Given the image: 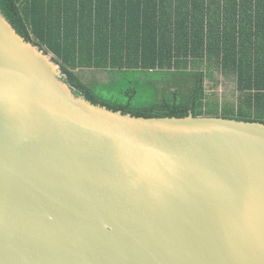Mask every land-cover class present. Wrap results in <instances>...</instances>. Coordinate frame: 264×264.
Masks as SVG:
<instances>
[{
  "label": "water",
  "instance_id": "95a60500",
  "mask_svg": "<svg viewBox=\"0 0 264 264\" xmlns=\"http://www.w3.org/2000/svg\"><path fill=\"white\" fill-rule=\"evenodd\" d=\"M0 13V264H264V124L94 105Z\"/></svg>",
  "mask_w": 264,
  "mask_h": 264
},
{
  "label": "trees",
  "instance_id": "16d2710c",
  "mask_svg": "<svg viewBox=\"0 0 264 264\" xmlns=\"http://www.w3.org/2000/svg\"><path fill=\"white\" fill-rule=\"evenodd\" d=\"M0 13L94 105L264 124V0H0ZM217 76L234 78L232 99Z\"/></svg>",
  "mask_w": 264,
  "mask_h": 264
},
{
  "label": "rangeland",
  "instance_id": "374dc122",
  "mask_svg": "<svg viewBox=\"0 0 264 264\" xmlns=\"http://www.w3.org/2000/svg\"><path fill=\"white\" fill-rule=\"evenodd\" d=\"M48 57H50L51 60L53 59L51 55H48ZM79 75L83 77L85 81L89 80L91 77L100 82H104L107 80V75L104 73L102 74L93 73L92 75H89L88 73L81 72L79 73ZM58 76L62 80V74L59 73ZM217 78H218V84L215 88V92L218 95V97L224 100L232 99L233 96L236 95V84L234 82V78L231 77V79H226V78L224 79L221 76H217Z\"/></svg>",
  "mask_w": 264,
  "mask_h": 264
}]
</instances>
